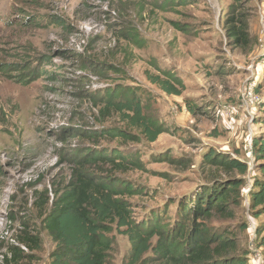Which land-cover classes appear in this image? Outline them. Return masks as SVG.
I'll return each instance as SVG.
<instances>
[{
    "label": "rangeland",
    "instance_id": "374dc122",
    "mask_svg": "<svg viewBox=\"0 0 264 264\" xmlns=\"http://www.w3.org/2000/svg\"><path fill=\"white\" fill-rule=\"evenodd\" d=\"M186 2L163 10L154 0H0V264L11 259L13 247L24 256L11 264H52L56 245L44 228L36 192L66 185L70 161L88 150L137 160L141 169L107 167L105 176L142 192L127 198L137 222L160 215L171 225L180 200L230 179L205 163L207 153L247 163L235 218L214 217L207 224L236 237L249 264H264V233L254 230L250 199L252 179L263 178L254 142L264 138V105L243 106L248 84L264 96V0ZM237 14L253 39L247 48L227 36L226 20ZM53 18L65 26H55ZM175 23L189 31L175 30ZM119 28H134L143 45L127 43ZM24 61L46 75L29 85L18 83L20 72L13 68ZM155 66L183 80L182 96H169L149 81V74H159ZM118 86L135 90L146 114L168 133L151 143L119 114L101 118L91 95ZM187 101L198 115L189 112ZM115 128L139 141L89 136ZM258 222L264 223V215ZM25 227L40 236L39 249L20 242ZM113 236L108 264H125L129 239L118 232Z\"/></svg>",
    "mask_w": 264,
    "mask_h": 264
},
{
    "label": "trees",
    "instance_id": "16d2710c",
    "mask_svg": "<svg viewBox=\"0 0 264 264\" xmlns=\"http://www.w3.org/2000/svg\"><path fill=\"white\" fill-rule=\"evenodd\" d=\"M154 1L163 10L187 5L186 0ZM241 18L242 15L237 14L226 20L227 36L236 47L247 48L253 45V39ZM52 23L57 27L65 26L59 18H53ZM174 29L189 31L179 23L174 24ZM117 31L119 37L130 45H143L139 32L134 28H119ZM155 67L159 74H149V81L169 96H182L186 90L183 80L172 71ZM13 69L20 72L16 81L23 85L46 75L42 67H34L30 61H24ZM262 81L264 83V72ZM91 97L101 118L107 119L117 113L129 128L139 130L151 143L168 133L162 124L146 114L142 100L131 88L111 87L102 95L92 94ZM259 105H264V96ZM187 107L193 115L199 114L197 107L188 101ZM89 136L94 137L93 140L110 137L139 141L119 128L89 132ZM254 147V161L263 178L252 179L250 199L257 233L262 234L264 223H259L258 219L264 215V138L255 141ZM204 160L211 168L229 174L230 179L205 186L191 199L180 200L175 222L171 225L160 215H153L147 222H137L127 198L142 192L113 175L105 176L107 167L115 169V172L129 170L130 167L141 169L137 160H130L118 152L88 150L76 153L75 160L70 161L73 168L66 185L55 184L52 191L36 192L44 228L56 245L51 256L52 264H108L115 244L114 232L129 239L131 247L125 264H249L248 253L241 250L237 238L215 232L207 222L214 217L235 218L236 208L243 203L245 177L250 166L238 158L230 159L213 151L207 153ZM20 242L33 251L42 244L40 236L26 227L22 229ZM10 253L12 257L5 258V264L19 261L24 256L18 247L11 248Z\"/></svg>",
    "mask_w": 264,
    "mask_h": 264
},
{
    "label": "built area",
    "instance_id": "2783aa9c",
    "mask_svg": "<svg viewBox=\"0 0 264 264\" xmlns=\"http://www.w3.org/2000/svg\"><path fill=\"white\" fill-rule=\"evenodd\" d=\"M260 101H261V98H259V96L256 94L255 86L253 84H248V86L245 87L244 93H243V102H244L243 106L247 109L250 107L252 108V106L258 105ZM255 228L256 226L254 224V230ZM24 250H27V249L24 248Z\"/></svg>",
    "mask_w": 264,
    "mask_h": 264
}]
</instances>
